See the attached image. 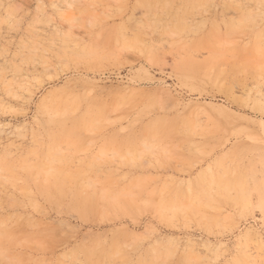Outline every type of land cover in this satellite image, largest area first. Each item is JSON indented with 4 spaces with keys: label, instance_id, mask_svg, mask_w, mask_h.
<instances>
[{
    "label": "rangeland",
    "instance_id": "1",
    "mask_svg": "<svg viewBox=\"0 0 264 264\" xmlns=\"http://www.w3.org/2000/svg\"><path fill=\"white\" fill-rule=\"evenodd\" d=\"M184 263L264 264V0H0V264Z\"/></svg>",
    "mask_w": 264,
    "mask_h": 264
},
{
    "label": "bare ground",
    "instance_id": "2",
    "mask_svg": "<svg viewBox=\"0 0 264 264\" xmlns=\"http://www.w3.org/2000/svg\"><path fill=\"white\" fill-rule=\"evenodd\" d=\"M103 52V51H102ZM97 54V53H96ZM103 55V54H102ZM81 97V96H80ZM57 112V111H56ZM10 238V237H9ZM91 246H93V245H91ZM85 248V247H84ZM168 255V254H167ZM169 256V255H168ZM168 256H166V258H168ZM185 257V256H184ZM187 259V258H186ZM186 259H184L185 261H186ZM164 260H165V258H164ZM164 260H163V262H164ZM188 261V260H187ZM162 263V262H161ZM184 264H186V263H184Z\"/></svg>",
    "mask_w": 264,
    "mask_h": 264
}]
</instances>
